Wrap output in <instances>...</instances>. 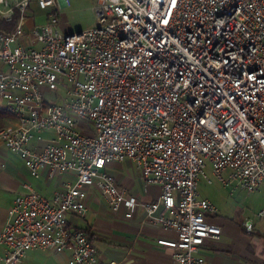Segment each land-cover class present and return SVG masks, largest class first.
Wrapping results in <instances>:
<instances>
[{
    "label": "built area",
    "instance_id": "built-area-1",
    "mask_svg": "<svg viewBox=\"0 0 264 264\" xmlns=\"http://www.w3.org/2000/svg\"><path fill=\"white\" fill-rule=\"evenodd\" d=\"M93 1L95 25L61 33L69 0H0V20H15L0 28V104L16 121L0 142L34 179L43 169L75 177L51 199L23 184L0 230V264L31 251L98 264L67 215L85 217L93 188L130 219L138 203L107 171L123 161L161 187L142 209L176 238L157 243L175 264H205L201 249L221 235L207 221L216 207L197 192L206 168L230 194L264 196V0ZM33 7L47 22H33Z\"/></svg>",
    "mask_w": 264,
    "mask_h": 264
},
{
    "label": "crops",
    "instance_id": "crops-1",
    "mask_svg": "<svg viewBox=\"0 0 264 264\" xmlns=\"http://www.w3.org/2000/svg\"><path fill=\"white\" fill-rule=\"evenodd\" d=\"M15 123V119L0 104V130ZM50 138L52 134L45 132L41 141L34 139L31 142V147L39 150ZM107 171L126 196L136 199L138 206L132 217H124V206L112 212L97 191L86 188L88 209L85 217L68 214L69 229L89 236L98 251V264H175L173 251L157 243L161 239L174 240L175 233L164 231L158 223L147 218L142 209L143 204L157 199L161 187L153 183L145 184L140 172L129 161L110 163ZM39 174L38 179L32 178L24 162L8 153L0 142V230L8 220L14 198L25 191L23 184L42 197L51 199L64 183L73 184L75 181L71 173L51 174L49 169H43ZM202 199L210 201L217 209V213L209 216L207 221L221 228L219 239L207 240L201 249L205 264H264V216H257L259 211L264 210L263 193L248 195L241 201L237 200L233 206L227 203L225 206L231 207L232 213L205 196ZM246 220L253 222L251 233H246L243 227ZM69 255V251L59 256L48 251H31L21 264H66Z\"/></svg>",
    "mask_w": 264,
    "mask_h": 264
},
{
    "label": "rangeland",
    "instance_id": "rangeland-1",
    "mask_svg": "<svg viewBox=\"0 0 264 264\" xmlns=\"http://www.w3.org/2000/svg\"><path fill=\"white\" fill-rule=\"evenodd\" d=\"M70 7L60 10V18L58 24V31L61 33L75 32L79 30H85L95 25L96 18L93 13V0H69ZM33 16V22L36 25H42L47 22L45 13L33 8L29 9ZM207 179L200 178L197 185V192L199 196L207 197L214 204H220L222 207L227 208L228 213L234 211L231 207L225 206L235 205L238 201H241L248 196L244 192H236L234 195L230 194L229 189L222 186L219 180L213 175L210 167L205 170ZM228 172L223 174L226 177Z\"/></svg>",
    "mask_w": 264,
    "mask_h": 264
},
{
    "label": "trees",
    "instance_id": "trees-1",
    "mask_svg": "<svg viewBox=\"0 0 264 264\" xmlns=\"http://www.w3.org/2000/svg\"><path fill=\"white\" fill-rule=\"evenodd\" d=\"M15 25V20L11 23H6L3 20H0V28L9 30ZM87 235V234H86ZM89 237V236H88ZM91 240V239H90Z\"/></svg>",
    "mask_w": 264,
    "mask_h": 264
}]
</instances>
